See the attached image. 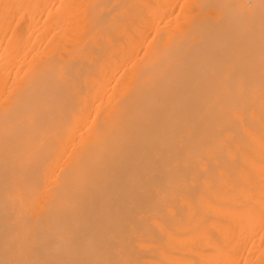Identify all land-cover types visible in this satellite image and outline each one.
<instances>
[{
    "label": "bare ground",
    "instance_id": "6f19581e",
    "mask_svg": "<svg viewBox=\"0 0 264 264\" xmlns=\"http://www.w3.org/2000/svg\"><path fill=\"white\" fill-rule=\"evenodd\" d=\"M0 264H264V0H0Z\"/></svg>",
    "mask_w": 264,
    "mask_h": 264
}]
</instances>
